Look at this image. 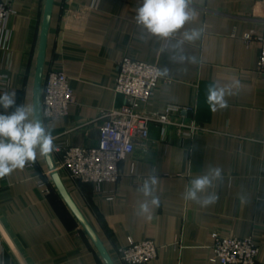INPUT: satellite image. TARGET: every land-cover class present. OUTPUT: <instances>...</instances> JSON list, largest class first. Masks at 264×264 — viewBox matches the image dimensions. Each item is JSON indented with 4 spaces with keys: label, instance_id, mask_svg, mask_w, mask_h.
Masks as SVG:
<instances>
[{
    "label": "crops",
    "instance_id": "crops-1",
    "mask_svg": "<svg viewBox=\"0 0 264 264\" xmlns=\"http://www.w3.org/2000/svg\"><path fill=\"white\" fill-rule=\"evenodd\" d=\"M8 1L13 14L7 35L0 37V74L7 75L0 93L15 92L17 104L33 108L45 0ZM140 3L54 0L43 73L62 70L73 93L66 115L44 122L54 145L97 144L101 113L126 101L114 90L123 56L169 69V82L157 86L146 111L191 106L193 111L182 113L203 130L180 137L153 124L148 139L119 163L115 183L75 181L58 169L60 155L52 152L60 177L114 264H124L118 248L129 239H150L158 246L157 256L142 264H219L211 261L215 231L252 236L257 264H264V75L257 69L258 40L244 39L250 31L261 34L264 0H193L196 19L186 27L203 28V36L185 50L202 59L198 65L176 64L168 53L160 56V42L136 25ZM237 81L228 108L212 112L205 102L207 86ZM185 152L190 154L182 159ZM32 164L0 179V224L17 251L0 231V264H105L57 190L45 158L38 156ZM209 166L223 170L213 189L219 200L207 207L185 201L189 180ZM153 167L161 204L139 215L144 198L137 188Z\"/></svg>",
    "mask_w": 264,
    "mask_h": 264
},
{
    "label": "built area",
    "instance_id": "built-area-1",
    "mask_svg": "<svg viewBox=\"0 0 264 264\" xmlns=\"http://www.w3.org/2000/svg\"><path fill=\"white\" fill-rule=\"evenodd\" d=\"M12 14L11 3L8 0L0 2V37L7 35V24ZM252 38L260 44L257 69L264 75V25L260 35L256 36L254 31L244 35L246 41ZM157 67L156 63L129 56L119 60L114 90L125 97V103L101 113L102 122L96 145L55 146L53 152L60 155L58 169L66 170L75 181L115 183L120 178L119 163L133 153L137 144L148 139L153 124L172 128L180 137H192L203 130L194 119L183 115L184 111H193L191 106L168 104L156 112L144 109L151 102L157 86L161 82H169V79L156 75ZM6 82L7 75L1 73V89H4ZM72 103L73 93L68 76L58 69L43 73V121L50 122L65 116ZM27 166L32 167L33 164ZM211 237V261L219 264H257L258 245L252 236L222 235L215 231ZM158 249L150 239H129L127 245L118 248V256L124 264H142L154 259Z\"/></svg>",
    "mask_w": 264,
    "mask_h": 264
},
{
    "label": "clouds",
    "instance_id": "clouds-1",
    "mask_svg": "<svg viewBox=\"0 0 264 264\" xmlns=\"http://www.w3.org/2000/svg\"><path fill=\"white\" fill-rule=\"evenodd\" d=\"M196 19L193 0H141L136 9V25L160 42V56L169 54L176 64L191 63L198 65L202 59L185 50L186 44H195L203 36V28L191 27ZM156 75L160 78L171 77L169 69L157 67ZM238 81L221 86L215 82L206 89L205 102L212 112L228 108L227 97L234 94ZM0 179L11 175L16 170H23L30 163H35L38 156L47 157L55 148L51 130L34 109L26 104H17L15 92L0 93ZM11 110V111H9ZM190 152H185L182 159H187ZM150 175L143 179L137 191L144 198L138 204L137 214L146 215L152 208H159L161 201L157 195L159 177L155 167L148 170ZM223 180V170L218 166H209L207 170L191 178L185 186L183 199L202 207L215 204L219 200L218 192L213 189ZM241 202L244 197H240Z\"/></svg>",
    "mask_w": 264,
    "mask_h": 264
},
{
    "label": "water",
    "instance_id": "water-1",
    "mask_svg": "<svg viewBox=\"0 0 264 264\" xmlns=\"http://www.w3.org/2000/svg\"><path fill=\"white\" fill-rule=\"evenodd\" d=\"M54 0H45L44 11H43V18L40 30V37H39V45H38V52H37V59H36V67L34 73V80H33V109L34 113L38 118H42V105H41V86H42V78H43V70H44V63H45V53H46V44H47V36L50 26L51 14L53 10ZM52 180L59 191L61 197L67 204L68 208L72 211L82 228L85 230L91 241L93 242L95 248L99 252L100 256L102 257L105 264H114L111 256L105 249L103 243L99 239L97 233L89 224L81 210L73 201L72 197L70 196L69 192L67 191L60 174L55 166L54 157L51 153L49 156L44 157ZM0 231L5 237L8 244L11 248L15 250L10 238L8 237L5 230L2 228L0 224Z\"/></svg>",
    "mask_w": 264,
    "mask_h": 264
}]
</instances>
